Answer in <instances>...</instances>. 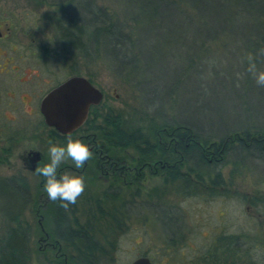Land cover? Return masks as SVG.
I'll use <instances>...</instances> for the list:
<instances>
[{
    "label": "rangeland",
    "instance_id": "374dc122",
    "mask_svg": "<svg viewBox=\"0 0 264 264\" xmlns=\"http://www.w3.org/2000/svg\"><path fill=\"white\" fill-rule=\"evenodd\" d=\"M95 1L112 10L117 8L111 0ZM58 14L60 13H56V6L37 0H0V19H5L10 25V34L6 39L16 40L19 54L30 56L23 63V67L34 68L33 70L38 68L41 75L45 70L47 72L45 74L48 83L38 87L39 93L35 94L34 104L37 96L48 87H53L70 75L79 74L90 79L103 94L96 112V124L99 127H103L104 115L109 113L120 115L126 130L141 128L143 134L148 133L151 118H154L157 124L164 120L172 123L174 118L199 127L202 130V138L216 141L229 128L246 127L252 119L259 120V123L253 121L252 126H264V118L260 116L263 115L264 106L260 107L258 95L252 91L245 94L241 87L231 89L223 78L217 79H221L223 84H211L203 77H211L204 68L200 69L203 77L199 81L200 84L198 81L195 84L192 77L187 78V75L177 83L180 74L174 73L176 64L173 61V40L163 39L166 30L157 41L149 36L145 37L143 61L121 72L116 71L106 58L84 57L80 51L65 43L59 37L53 20ZM119 16L122 17V14ZM171 34L173 37V31ZM224 52L218 48L214 55L219 68L236 62L230 61ZM178 65L182 63L178 62ZM178 65L177 69L182 68ZM236 76L239 78V73ZM209 85L211 86L208 87ZM206 88L207 91L203 93L201 90ZM200 93L205 96H200ZM252 102L258 104L256 107L260 110L251 108L254 107ZM245 107L251 108L253 113H246ZM15 115L19 116V112ZM42 146L49 161V145L42 141ZM127 150L130 155L138 156V152L133 148L128 147ZM230 157L226 159L227 163L218 165L228 193L209 200L202 196L185 197L179 191V183L168 187L160 178L149 177L141 188V194L130 196L129 200L135 204L147 201L166 203L168 206L178 204L185 216L182 235L177 240L170 241V235L163 231L168 230L166 224H159L151 210L139 213L136 208L137 211L128 213L127 229L117 239L114 260L104 258L100 264H130L144 255L151 259L152 264H173V260L181 257V254L185 258L184 264H192L189 262L190 253L207 248L212 239L222 232L248 234L252 238L259 235L260 243L253 248L251 256L264 260V202L254 206L243 199L244 195L248 198L256 195L264 197V161L246 157L234 165V158ZM210 175L211 173H208L204 177ZM11 176L24 177L31 194V200L22 216V222L31 229V264H64L63 255L66 256V264H82L76 258L75 250L70 248L65 240L57 241L59 245L53 243L54 247L45 245L42 230L52 233L55 224L53 214L42 211L40 194L44 190L39 186V178L22 171L18 160H10L0 165V177ZM205 178L208 183V178ZM91 181L86 182L85 191L77 202L66 209V215L71 220L73 217L77 218L80 225H91L92 233L97 237H101L103 233L109 235L115 225L106 215H101L100 210L107 214L113 211L111 207L119 203L106 200L101 206L97 205L95 199L100 197L103 184L100 181ZM87 195H92L93 198L89 199ZM8 201L0 200V206L7 208L10 204ZM12 225L0 213V236ZM58 246L61 249H58Z\"/></svg>",
    "mask_w": 264,
    "mask_h": 264
},
{
    "label": "trees",
    "instance_id": "16d2710c",
    "mask_svg": "<svg viewBox=\"0 0 264 264\" xmlns=\"http://www.w3.org/2000/svg\"><path fill=\"white\" fill-rule=\"evenodd\" d=\"M37 1L56 6V13L60 14L55 15L53 20L59 37L84 57H104L116 71L123 72L143 61L145 37L149 36L157 41L166 30V35L162 38L173 40V61L176 64L174 73L180 74L177 83L185 79L186 75L187 78L192 77L195 84L203 77L211 84H223L221 79L217 80L223 78L231 89L241 87L245 94L249 91L257 94L258 104L260 107L264 106V87H258L246 71V58L249 55L255 58L258 69L264 70V0H111L116 4L115 10L100 5L95 0ZM120 13L122 17L119 16ZM218 48L225 51L230 61L236 62L217 67L214 55ZM178 62L182 65H178ZM177 65L182 68L177 69ZM201 68L207 69L211 77H202ZM238 73L239 78L236 76ZM207 88L201 91L204 93ZM203 93L200 96H205ZM251 104L254 106L251 108L260 110L256 107L258 104ZM251 108L245 107L244 111L251 115ZM96 112L97 108H94L95 116ZM260 116L264 118V112ZM249 121L250 125L246 127L229 128L216 141L202 138L199 127L174 118L172 123L164 120L161 124L155 123V119L151 118L148 133L143 134L141 128L126 130L120 115L109 113L104 115L103 127H98L96 131L107 146L120 149L131 147L138 152L141 160L155 155L168 157L173 153V182L177 181L185 188L189 186L185 194L192 196L201 187L181 172L180 168L187 169L194 174L195 179L203 183L201 178L208 173L212 174L218 165L227 163L229 156L234 158V165L246 157L264 161V126H252L253 121L257 122L258 119ZM171 137L173 146H168L166 142ZM211 142L214 144L209 146ZM208 158L212 159L211 162ZM204 192L210 196L228 193L211 188ZM2 199L9 200L10 204L7 208L0 206V213L13 225L0 236V264H31V229L22 222L26 205L31 200L25 178L0 177V200ZM243 199L254 206L264 202L262 195L249 198L244 195ZM42 211L53 214L55 219L62 216L58 201H51ZM100 214L105 215L101 210ZM59 224H55L57 232L60 231ZM114 225L119 227L120 224L114 221ZM81 230L88 232L92 228L86 225ZM64 240L75 250L76 258L82 264H100V259L104 258L113 261L117 250V239L111 241L112 250L109 253H105L98 240L93 238L73 236L63 238ZM259 243V235L252 238L248 234L222 232L212 239L206 256L214 264H234L238 258L241 264H264V260L251 256L253 248ZM213 257L222 260L215 261Z\"/></svg>",
    "mask_w": 264,
    "mask_h": 264
},
{
    "label": "flooded vegetation",
    "instance_id": "af4514ba",
    "mask_svg": "<svg viewBox=\"0 0 264 264\" xmlns=\"http://www.w3.org/2000/svg\"><path fill=\"white\" fill-rule=\"evenodd\" d=\"M9 34L10 25L6 23L5 19H0V165L8 163L10 160H18L21 170L37 176L39 178V186L44 190L45 179L37 175L36 172L28 170L26 166L30 164L29 160L34 158L35 154L38 153L40 154V161L36 164L37 166L43 167L44 164L49 162L43 149L42 141H45L48 145L49 141H52L61 146H66L67 136L71 134L74 139H82L84 143L88 144L94 155L91 160L86 162L83 169H76L73 162L67 160L61 164L59 172L68 171L77 175H84L86 182L91 180L102 182L101 195L95 199L97 205L101 206L106 200L119 203L117 206L111 207L113 211L105 214L113 225L114 221L120 224L119 227H112L113 232L109 234L110 236L103 233L101 237H97L92 231H82L81 229L84 226L79 224L78 219L75 217H73V220L68 218L66 209L61 207L62 216L60 219H55L53 216L54 224L60 223L58 229L61 232H57L56 227L52 233L43 232L42 230L45 245L54 247L53 243L59 245L57 241L60 239L81 236L98 240L103 251L109 253L112 250L111 241L118 239L121 234L125 233L127 229L126 218L129 217L128 213L137 211L135 210L136 208L139 213L147 209L151 210L156 215L159 224L164 223L167 225L168 230L163 231L167 235H170L168 238L177 240L182 235V229L184 228L183 219L185 217L178 204L168 206L166 203H156L155 201L135 204V202L129 200L130 196L135 197L141 194V188L150 179L149 177L160 178L162 183L168 187H173V183H178L177 181L173 182V166L175 165L173 163V153L168 155V157L155 155L153 158L141 160L139 154L138 156L130 155L127 148L120 149L119 147L113 148L107 146L106 141L96 132L99 126L96 124V116L93 113V109L97 108L98 105L89 107L85 122L71 133L62 134L55 130V128L47 125L40 109L43 97L52 88L74 75H70L51 88L48 87L40 96H37L36 104H34L33 99L35 94L39 93L38 87L48 83V78L45 74L47 72L45 70L41 75L38 68H35L37 70H33L34 68L23 67V63L30 56L23 53L19 54L16 40L6 39ZM9 51L13 53L9 54ZM31 56L34 57V55ZM37 57L39 58L40 56ZM88 80L92 84L90 79ZM16 112H19V116L15 115ZM167 144L168 146H171V144L173 146L172 137L166 142ZM29 149L35 150L29 151ZM208 160L211 162L212 159L208 158ZM179 170L187 174L193 182H196L201 187V190L197 194L187 196L185 192L186 189H189V186L185 188L179 185V191L185 197L202 196L206 200H209L210 198L223 195L210 196L209 193L204 191H208L210 188L212 190L217 189L219 192L226 191L219 168L211 174L212 176L207 177L208 183L205 182V177L201 178L203 180L202 183L198 179H195L193 177L194 174L189 173L187 169L180 168ZM40 196L42 197V210H45L51 200H49L45 190ZM87 197L91 199L92 195H87ZM58 203L60 205L59 201ZM33 207L36 209L34 204ZM247 208L249 209V207ZM38 212L40 214V210ZM58 249H61V247L58 246ZM209 251L210 249L207 247L190 253L189 262L192 264H214V261L212 263V261H209L210 258L206 256ZM99 255L102 256L101 253ZM56 256H59V254H56ZM213 259L219 262L222 260L216 257H213ZM65 260L66 256L63 255L64 264H66ZM184 262L185 258L183 254H181V257L173 260V264H184ZM234 264H241L240 258Z\"/></svg>",
    "mask_w": 264,
    "mask_h": 264
},
{
    "label": "clouds",
    "instance_id": "9594fccd",
    "mask_svg": "<svg viewBox=\"0 0 264 264\" xmlns=\"http://www.w3.org/2000/svg\"><path fill=\"white\" fill-rule=\"evenodd\" d=\"M247 73L255 80L258 87H264V70L257 67L255 58L249 55L247 58ZM35 149H29V151ZM49 162L43 167L37 166L35 172L45 179L44 190L49 200L60 202V207L68 209L81 197L86 188L84 175H77L72 172H59L61 164L71 160L76 169H83L86 162L92 159L93 152L90 146L82 139H74L71 134L67 136L66 146L49 141Z\"/></svg>",
    "mask_w": 264,
    "mask_h": 264
},
{
    "label": "water",
    "instance_id": "95a60500",
    "mask_svg": "<svg viewBox=\"0 0 264 264\" xmlns=\"http://www.w3.org/2000/svg\"><path fill=\"white\" fill-rule=\"evenodd\" d=\"M103 98L102 92L89 80L74 75L52 88L41 101V113L44 121L59 133L68 134L78 129L86 120L89 107L98 105ZM214 144L211 142L209 146ZM39 153L29 160L26 168L35 172L39 163ZM130 264H151L149 257L140 256Z\"/></svg>",
    "mask_w": 264,
    "mask_h": 264
}]
</instances>
